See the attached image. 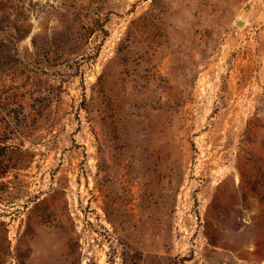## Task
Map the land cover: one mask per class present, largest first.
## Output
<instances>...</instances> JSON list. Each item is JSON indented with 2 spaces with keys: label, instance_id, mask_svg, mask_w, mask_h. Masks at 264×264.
Segmentation results:
<instances>
[{
  "label": "rangeland",
  "instance_id": "obj_1",
  "mask_svg": "<svg viewBox=\"0 0 264 264\" xmlns=\"http://www.w3.org/2000/svg\"><path fill=\"white\" fill-rule=\"evenodd\" d=\"M0 264H264V0H0Z\"/></svg>",
  "mask_w": 264,
  "mask_h": 264
}]
</instances>
